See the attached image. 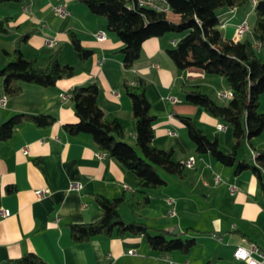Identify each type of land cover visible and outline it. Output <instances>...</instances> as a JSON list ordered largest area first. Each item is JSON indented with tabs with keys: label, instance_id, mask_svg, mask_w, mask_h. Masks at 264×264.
<instances>
[{
	"label": "crops",
	"instance_id": "crops-1",
	"mask_svg": "<svg viewBox=\"0 0 264 264\" xmlns=\"http://www.w3.org/2000/svg\"><path fill=\"white\" fill-rule=\"evenodd\" d=\"M57 6H63L67 14L58 16L54 11ZM238 10L217 11L224 38L232 39L235 28L244 21ZM5 19L17 30L0 34V68L8 63L4 52H12L16 36L32 31L20 47L22 54L34 57L37 65L45 68L57 52L60 65L73 67L74 75L48 88L23 83L21 92L13 97L0 92V98L6 97L0 107V125L17 114L54 118L45 129L22 123L9 140L0 142V210L9 212L5 218L0 216V264L25 254H34L46 264H245L236 261L233 252L250 244L264 254V198L255 176L249 171L236 174L234 167L219 164L209 154L198 155L178 118H191L208 139L217 137L223 152L231 151V127L185 102L178 90L179 84L196 85L218 104L229 101L218 96L230 91L223 77L194 67L179 71L168 57L167 51L184 33L147 40L140 58L125 71L119 53L123 43L107 31L106 19L92 14L83 0L4 2L0 4V21ZM171 19L177 20V16L172 14ZM70 32L82 47L93 51L83 63L73 50ZM98 33H104L105 40L98 41ZM134 76L146 82L150 113L155 117L153 146L172 149L175 162L194 160L192 167H185L182 179L162 173L166 184L147 192L150 203L140 211L131 205L139 179L100 152L90 135H71L64 129L77 121L71 91L94 82L104 119L118 120L125 141L134 145L130 99L122 88V80L132 82ZM259 111L264 112V94ZM219 125L223 128L218 129ZM262 149L264 131L244 143L237 159L251 160L250 151ZM72 184H79L80 189H72ZM41 189L46 193L37 197ZM97 195L109 200L124 196L118 207L124 221L144 223L169 237L193 239V247L187 255L179 251L160 254L150 249L143 236L133 235L94 236L75 244L70 225L94 223L102 216L94 200Z\"/></svg>",
	"mask_w": 264,
	"mask_h": 264
},
{
	"label": "trees",
	"instance_id": "trees-1",
	"mask_svg": "<svg viewBox=\"0 0 264 264\" xmlns=\"http://www.w3.org/2000/svg\"><path fill=\"white\" fill-rule=\"evenodd\" d=\"M19 0H0L4 2ZM170 14L139 8L135 0H83L90 12L106 19V29L123 43L122 66L130 71L141 56L144 42L160 38L169 33H184L175 47L167 55L179 70L198 68L207 75L223 77L232 97L226 104H218L205 94L199 86L179 84L178 90L185 102L204 109L221 124L232 129L231 151L223 152L217 137L208 139L186 116H178L185 126L189 140L198 155L209 154L219 164L234 167L236 174L251 172L257 181V189L264 198V149L257 150L254 161L237 159L238 150L264 131V112L259 111L260 97L264 94V0H252L256 20L250 31L251 39L233 41L224 38L219 30L217 11L222 8L241 9L250 0H165ZM176 15L172 20L170 15ZM10 19L0 21V34H10L17 30L9 26ZM32 31L17 35L12 52H4L8 63L0 68V92L5 96H17L21 84H33L48 88L74 75V68L60 65L58 53H53L45 68L37 65L34 57H25L21 45ZM73 50L80 62H85L93 51L82 47L76 36L70 32ZM258 43L259 51L253 47ZM122 88L130 99L135 125V143L129 145L118 120L106 121L97 103L98 86L75 87L70 98L74 105L77 121L64 125L71 135L88 134L98 150L108 158L116 160L124 169L139 179V189L131 196L135 211L144 209L149 203L148 191L166 184L162 173L184 177L185 163L173 160L172 149H158L153 146L155 117L150 113L151 105L146 95V82L134 76L132 82L122 80ZM29 123L45 129L54 123L47 115L17 114L0 125V142L9 140L16 126ZM10 191V189H8ZM125 197L109 200L97 195L94 200L102 212L94 223L70 225L71 238L75 244H83L94 236L124 237L143 236L153 251L167 254L179 251L187 255L194 245L193 239L179 235L169 237L165 231L149 228L141 222H126L118 213L119 205ZM6 264H46L34 254H25Z\"/></svg>",
	"mask_w": 264,
	"mask_h": 264
},
{
	"label": "built area",
	"instance_id": "built-area-1",
	"mask_svg": "<svg viewBox=\"0 0 264 264\" xmlns=\"http://www.w3.org/2000/svg\"><path fill=\"white\" fill-rule=\"evenodd\" d=\"M135 4L139 8H145L148 10H152L155 12H162V13H167L170 14V9L169 6L167 5L165 0H135ZM54 11L58 16H64L66 15L65 8L63 6H57L54 8ZM246 22H242L239 26H237L233 32V41H238L242 37L243 33L246 30ZM96 39L98 41H103L105 40V34L104 33H98L96 35ZM48 45L50 47L54 46V42H48ZM253 47L256 51H259L260 46L258 43H253ZM219 98L221 100H226L230 99L232 97L231 92H224V93H219L218 94ZM6 97H1L0 98V107H3L5 105ZM223 126L219 125L218 129H222ZM256 152L254 150L250 151V158L252 161L255 160L256 157ZM101 158L100 156H98ZM194 164L193 158H190L187 162H185V167L190 168ZM72 189H80L79 184H72L71 185ZM46 193L45 189L38 190L36 192L37 197H41ZM9 215V212L7 210H0V216L1 217H7ZM128 254H132V251H128ZM253 255H257L259 259L254 258ZM233 258L236 261H242L245 264H264V254L260 253L258 248L256 247L255 244H250L248 247H237L236 250L233 252ZM167 264H172V263H167Z\"/></svg>",
	"mask_w": 264,
	"mask_h": 264
},
{
	"label": "rangeland",
	"instance_id": "rangeland-1",
	"mask_svg": "<svg viewBox=\"0 0 264 264\" xmlns=\"http://www.w3.org/2000/svg\"><path fill=\"white\" fill-rule=\"evenodd\" d=\"M236 13L238 14V17H242V19L244 20L243 22H246V25H247L246 30L240 39H244L247 36L250 38V30L253 28L255 20H256V14L253 9L252 0H250V2L246 6L236 11ZM170 18H171V15H170ZM170 34L178 35V33H170Z\"/></svg>",
	"mask_w": 264,
	"mask_h": 264
},
{
	"label": "water",
	"instance_id": "water-1",
	"mask_svg": "<svg viewBox=\"0 0 264 264\" xmlns=\"http://www.w3.org/2000/svg\"><path fill=\"white\" fill-rule=\"evenodd\" d=\"M175 233H172V235H174Z\"/></svg>",
	"mask_w": 264,
	"mask_h": 264
}]
</instances>
